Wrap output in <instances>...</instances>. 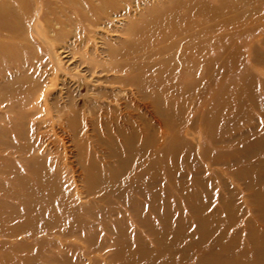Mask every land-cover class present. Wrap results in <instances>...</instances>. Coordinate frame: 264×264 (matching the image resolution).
Wrapping results in <instances>:
<instances>
[{
    "label": "rangeland",
    "instance_id": "obj_1",
    "mask_svg": "<svg viewBox=\"0 0 264 264\" xmlns=\"http://www.w3.org/2000/svg\"><path fill=\"white\" fill-rule=\"evenodd\" d=\"M0 21V264H264V0H0Z\"/></svg>",
    "mask_w": 264,
    "mask_h": 264
},
{
    "label": "bare ground",
    "instance_id": "obj_2",
    "mask_svg": "<svg viewBox=\"0 0 264 264\" xmlns=\"http://www.w3.org/2000/svg\"><path fill=\"white\" fill-rule=\"evenodd\" d=\"M241 9H238V12H240ZM6 20V19H5ZM7 27L10 25V23H7V21H0V26H4ZM233 25L237 26V27H243V26H246L245 23H241L240 21L237 20L236 23H233ZM239 30V29H238ZM179 46V45H178ZM184 49V48H183ZM178 55V54H177ZM155 81V80H154ZM151 87V86H150ZM139 114V113H138ZM129 118V117H128ZM199 118V117H198ZM130 127V126H129ZM141 127V126H140ZM130 137V136H129ZM109 141V140H108ZM107 141V142H108ZM117 142V141H116ZM122 142V141H121ZM109 144V143H108ZM124 144V143H123ZM114 146V145H113ZM111 146L110 149H111V154L113 155V152L117 150H119V152H123V153H133V147L131 145L129 146H123L121 145L120 147H113ZM147 146V143L146 141H144L140 147V152H142V149H145ZM115 152V153H116ZM118 155V154H117ZM129 159V158H128ZM156 159V158H155ZM98 162V161H97ZM99 163V162H98ZM88 164V163H87ZM86 164V165H87ZM133 165L129 162V161H125L123 163V167L124 168H131ZM207 167V166H206ZM102 168V167H101ZM132 168H135L136 171H138V173H140L141 177H143V175L145 173H151L152 175L154 176H164V177H169L170 175L169 174H174L176 171H178L177 168L175 167H171V166H163L161 164H157V163H149V164H145L143 163V161H141L140 163L138 162L137 165L133 166ZM192 168V167H191ZM194 168V167H193ZM192 170V169H191ZM104 182V181H103ZM105 184V183H104ZM163 185L164 183H161L159 182V180H155L153 182H148V180H145V179H141L140 183H132L131 186L132 188H134L138 193L140 194H144L145 191H150V193L152 194H155V193H158L161 189H163ZM99 186V185H98ZM148 187V188H147ZM103 189V188H102ZM124 193V192H123ZM156 195V194H155ZM109 197V196H108ZM160 203H161V200L159 199L158 200ZM202 219H207L206 217H202ZM216 225V224H214ZM218 228H216L215 226H212V227H209V228H204L203 230V236L204 235H208V237H213V235L215 234V232L217 231ZM166 231V230H164ZM163 231V233H164ZM162 233V234H163ZM185 234H183L182 231L179 232V234H177L176 236L174 237H178L177 239H180L182 237H184ZM176 239V240H177ZM163 244V243H162ZM164 245V244H163ZM152 253V252H151ZM158 258V257H157ZM154 259H152L151 261L153 262L152 264H156L157 261H153ZM171 262V261H170Z\"/></svg>",
    "mask_w": 264,
    "mask_h": 264
}]
</instances>
